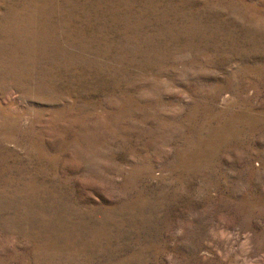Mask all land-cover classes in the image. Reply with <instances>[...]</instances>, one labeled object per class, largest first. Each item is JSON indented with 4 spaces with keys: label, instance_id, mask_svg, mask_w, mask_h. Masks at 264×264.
Segmentation results:
<instances>
[{
    "label": "rangeland",
    "instance_id": "obj_1",
    "mask_svg": "<svg viewBox=\"0 0 264 264\" xmlns=\"http://www.w3.org/2000/svg\"><path fill=\"white\" fill-rule=\"evenodd\" d=\"M0 264H264V0H0Z\"/></svg>",
    "mask_w": 264,
    "mask_h": 264
}]
</instances>
